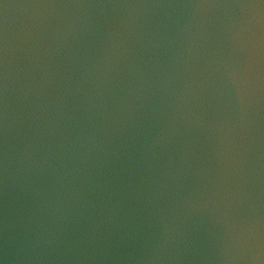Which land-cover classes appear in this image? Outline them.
Segmentation results:
<instances>
[{
  "label": "water",
  "instance_id": "1",
  "mask_svg": "<svg viewBox=\"0 0 264 264\" xmlns=\"http://www.w3.org/2000/svg\"><path fill=\"white\" fill-rule=\"evenodd\" d=\"M0 264H264V0H0Z\"/></svg>",
  "mask_w": 264,
  "mask_h": 264
}]
</instances>
